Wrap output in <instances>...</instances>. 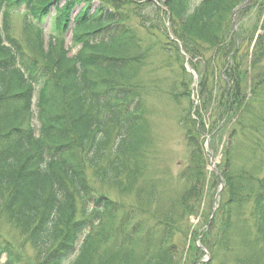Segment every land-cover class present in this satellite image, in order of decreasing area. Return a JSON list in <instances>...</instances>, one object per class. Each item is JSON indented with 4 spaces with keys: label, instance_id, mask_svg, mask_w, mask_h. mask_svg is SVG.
Returning a JSON list of instances; mask_svg holds the SVG:
<instances>
[{
    "label": "trees",
    "instance_id": "16d2710c",
    "mask_svg": "<svg viewBox=\"0 0 264 264\" xmlns=\"http://www.w3.org/2000/svg\"><path fill=\"white\" fill-rule=\"evenodd\" d=\"M93 1L65 0L59 7L58 0H0V190L8 195L28 240L47 255L48 264H93L96 238L91 231L83 237L84 223L74 220L76 201L85 200V209L98 223L111 219V203L100 207L95 201L102 194L90 185L92 171L116 183H134L147 172L151 129L145 99L161 84L151 87L137 71L149 66L161 75L174 63L182 76L174 75L167 88H160L180 108L188 164L179 171L176 188L169 178L171 187L154 190L160 196L156 204L146 199L152 202L120 211L122 224L129 227L127 252L121 259L114 252L103 264H139L137 252L142 264H264V36L249 61L256 34L239 35L233 21L243 0H164L168 25L159 23L157 17L167 13L151 1L135 4L143 11L156 9L153 19L146 18L140 27L133 18L142 19L141 13L125 14L128 1L102 0L92 9ZM52 6L54 29L60 34L71 29L73 43L82 42L73 57L54 48L37 57L9 35L8 11L26 9L44 20ZM58 38L63 46L65 38ZM187 61L197 82L185 67ZM195 85L197 106L192 101ZM225 119L233 130L220 177L213 175L211 183L219 190L223 184L220 204L212 220L209 215V226L190 242V218L200 215L209 183L206 122ZM215 127L212 142L223 132ZM238 139L250 143L251 154L244 161H256L250 168L236 167ZM106 156L107 170L100 173ZM197 242L209 252L208 262H202L205 254ZM252 247L260 255H250ZM76 248L77 259L68 263ZM2 255L7 260L0 264H26L0 239Z\"/></svg>",
    "mask_w": 264,
    "mask_h": 264
},
{
    "label": "rangeland",
    "instance_id": "374dc122",
    "mask_svg": "<svg viewBox=\"0 0 264 264\" xmlns=\"http://www.w3.org/2000/svg\"><path fill=\"white\" fill-rule=\"evenodd\" d=\"M100 1L102 0H94L91 6L92 9H97L99 7ZM106 1L116 2L117 0ZM125 1H128V6L126 7L125 12L126 15H130V12L135 13V11L136 13H139V15L140 13L142 14V19L134 16L133 19L135 20L136 26L140 27L141 25H143L145 19L148 17H151V19H153L152 16L154 14L152 11H156V9L147 7L143 11L142 9L137 8L135 5H140L143 2L146 3L149 1H151L157 7L167 13V15H164L162 13L157 18L159 19V23L168 25L169 22L166 18L169 17L170 14L164 7V0ZM201 1L202 0H197V4H199ZM247 1L248 2H246V0H243V3L236 8V14L233 17V21L235 29L239 32V35H246L247 37L249 34L253 35V32L256 34L254 42L252 43L251 48L249 50V61H251V54L252 56H254V54H256L257 52V50L255 49L256 41L260 36H264V4H259L263 3V0ZM64 4L65 0H58L57 2V5L59 7H63ZM54 6L51 7V12L49 16L47 17V19L44 20L36 19L32 13L25 12L26 9H12L8 11L7 24L9 28V35L13 39H15L19 44H21L28 53L36 55L37 57L52 48L55 49L56 53L66 52L69 57H73L81 49L82 42L78 40L79 42L77 44L73 43L71 29H68V31L64 32L63 34H60L58 30L54 29ZM244 7H246V11L238 15V10H243ZM143 8H145V6ZM79 10L80 8L78 7L75 8L72 12H70V19L76 17L79 13ZM259 14H261V16H259ZM1 20L2 16H0V27L2 25ZM35 25L38 26L41 30H37V28H35ZM141 35L142 37H148L144 34V32H141ZM60 36H63L65 38L63 46L58 40V37ZM40 42H42V44ZM61 47L63 48V51ZM167 56L168 55H166V57ZM148 67L149 66H141L137 71V75L142 78V81L144 83H149L151 87L155 85L156 87L160 86L167 88V82L170 83L174 75L182 76V73L179 71V67H174V63L172 69L169 71L171 74L169 72H162L161 75H159L156 74V72L153 73V71L151 70L152 67ZM260 67H262L261 70L262 72H264V59H262V64L260 65ZM188 68L190 71H192V75L195 76L196 74L190 67L189 63ZM173 71L176 72L174 73ZM165 78L168 79L162 80ZM195 78L198 77L196 76ZM160 81L164 82L161 83ZM250 85L252 87H255L254 82H252ZM160 87L156 90L151 89L145 99L146 119L149 121V126L151 129V144L147 149L149 153L148 158L151 162V166L147 168V172L141 173L140 176L137 178L136 182L134 183L125 180L121 181L120 183H116L102 178L97 175L96 172L92 171V174L89 175L90 185L92 189L96 191V193L102 194L99 196L96 195L95 201L97 204L100 205V207L101 205H105L108 201L109 203H111L110 207H114V212L111 211V219H102V221L98 223V219L95 220L94 214L88 213V210L85 209V200L77 199L76 201V214L74 220L76 222L79 221L81 223H84L85 228L83 230V237L87 232L91 231L90 235H93L94 238H96L94 247L92 248L93 250L90 254L92 257L93 264H103V262H106L112 258V254H114V252H117L119 255L118 259H121L125 251L127 252V246L124 243H126V240L128 238L127 229L129 227L122 224V217L120 211L124 208L130 209V207L133 206L139 207L138 204L140 203L147 205L151 203L152 200L154 203L157 202L160 196L157 197V195L154 193V190L157 191L158 187H162V189H164L165 187H171V181L169 178H171L172 183L176 188V186L178 185V183L176 182V177L179 171H181L182 168H184L188 164V149L186 147L184 139L185 132L182 126H180L179 124V116L181 114L180 108L167 99L164 94V91L161 92L162 89ZM194 89L195 93L192 96V101L194 105L197 106L199 104L197 85L194 86ZM248 95L249 97L251 96L249 90ZM260 114L264 115V108L260 112ZM214 123L215 124L210 125L208 122H206V136L210 137L208 139L206 138V136H204L205 152L207 154V172L209 183L204 189V196L202 200V208L200 210V215L198 217L190 218V227L192 230L191 235L189 237L190 242L191 240H193L195 233H199L207 228L209 215H211V212L213 211L214 207L216 208L218 204H220L221 195H216L217 190H215L218 189L219 192V187L215 188V186H213L214 184L211 183L213 175H216L215 170H218L219 167L224 163L223 152L225 151V148L229 143V138L233 130V125L226 124V119L223 122L217 121V123ZM215 125L216 127L221 126L223 132L220 136L218 135L217 140L212 142V136H210V134L211 132H213L212 126ZM211 144L215 146V149ZM235 153V164L237 168L243 166H247L248 168H250L256 163V161H253L249 165V163L244 162L245 155L247 156L248 154H251L250 143L244 139H238L236 141ZM107 162H109L108 156H106L103 160V164L99 169L100 173L107 170ZM151 196L152 198H148ZM92 205L94 206V203ZM153 208H156V206ZM208 209L210 210L208 211ZM12 210L13 208L8 205V195L2 194V191L0 190V239L2 241H7L15 249L17 256L19 255V257H23V260L26 262V264H48L47 255L33 247L31 242L28 240V233L26 229L24 228V226L17 222L16 218L14 217L15 210ZM206 217L208 218L206 219ZM239 235L241 236V231H239ZM103 241L106 242L103 243ZM58 242L56 243V245L58 244ZM187 250L188 248L186 249V251ZM104 251L108 253H104ZM248 253L250 255H260V250L256 247H252L249 249ZM204 254L205 255L202 257V261L207 262L208 257L210 256L209 252H207V254ZM78 255V249L76 248L72 258L68 263H72L75 259H77ZM139 255V252H137L136 260L139 264H142ZM6 260V255L0 256L1 263H4Z\"/></svg>",
    "mask_w": 264,
    "mask_h": 264
}]
</instances>
